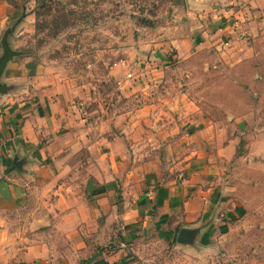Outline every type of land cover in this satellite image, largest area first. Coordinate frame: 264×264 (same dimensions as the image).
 Returning a JSON list of instances; mask_svg holds the SVG:
<instances>
[{
  "label": "rangeland",
  "instance_id": "rangeland-1",
  "mask_svg": "<svg viewBox=\"0 0 264 264\" xmlns=\"http://www.w3.org/2000/svg\"><path fill=\"white\" fill-rule=\"evenodd\" d=\"M195 2L25 0L9 46L58 81L89 122L103 118L115 132L120 112L136 113L149 144L130 167L154 170L153 191L190 182L210 190L194 244L177 246V235L143 244L138 264H264V29L236 47L207 44L201 29L226 36L234 14L209 1L189 15ZM17 86L9 95L26 99Z\"/></svg>",
  "mask_w": 264,
  "mask_h": 264
},
{
  "label": "crops",
  "instance_id": "crops-1",
  "mask_svg": "<svg viewBox=\"0 0 264 264\" xmlns=\"http://www.w3.org/2000/svg\"><path fill=\"white\" fill-rule=\"evenodd\" d=\"M209 1L224 3L234 15L221 38L209 39L208 29L195 26L207 44L236 47L264 29V0H197L199 11L189 15L200 16ZM24 3L0 0V38ZM192 40L204 45L194 34ZM39 69L29 58H18L2 76L28 97L0 101V264H138V247L200 221L210 190L201 193L190 182L153 191L154 170L138 175L136 163L130 167L131 153L136 161V152L149 144L141 141L136 113L120 112L115 132L103 118L89 122L60 83ZM128 84L121 87L127 94ZM144 133L152 136L151 130ZM167 134L160 128L157 135ZM208 172L219 174L211 166Z\"/></svg>",
  "mask_w": 264,
  "mask_h": 264
},
{
  "label": "water",
  "instance_id": "water-1",
  "mask_svg": "<svg viewBox=\"0 0 264 264\" xmlns=\"http://www.w3.org/2000/svg\"><path fill=\"white\" fill-rule=\"evenodd\" d=\"M193 3V2H192ZM198 5L197 2H195V6ZM202 6V5H201ZM20 22V19L13 23L9 28H7L4 33L2 34L0 38V94L3 95H9L11 92L16 91L17 88L15 85H8L2 81V76L4 74V71L6 69V66L8 63H10L15 57L19 56V54L11 49L9 46V41L11 36L13 35L17 24ZM13 164L18 170H22L20 166V161L17 158L13 159ZM207 216L212 212V204L207 208L206 210ZM205 212V213H206ZM206 217V214L203 215V219ZM202 219V221H203ZM203 224H201V220L199 224L193 226L192 228H181L176 236V244L180 247H190L192 244H194V241L197 239L198 236H200L204 229L206 227H201ZM213 229V227H212ZM208 242H210V239H208Z\"/></svg>",
  "mask_w": 264,
  "mask_h": 264
},
{
  "label": "built area",
  "instance_id": "built-area-1",
  "mask_svg": "<svg viewBox=\"0 0 264 264\" xmlns=\"http://www.w3.org/2000/svg\"><path fill=\"white\" fill-rule=\"evenodd\" d=\"M174 1H177V0H174ZM128 77H130V75L128 76ZM121 85V84H120ZM124 85V84H123ZM123 85H121V87L123 86ZM1 118V117H0ZM1 156H2V146L0 145V158H1Z\"/></svg>",
  "mask_w": 264,
  "mask_h": 264
}]
</instances>
